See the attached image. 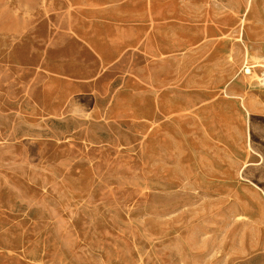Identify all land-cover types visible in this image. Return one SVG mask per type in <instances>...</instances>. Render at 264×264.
Returning a JSON list of instances; mask_svg holds the SVG:
<instances>
[{"label":"rangeland","instance_id":"obj_1","mask_svg":"<svg viewBox=\"0 0 264 264\" xmlns=\"http://www.w3.org/2000/svg\"><path fill=\"white\" fill-rule=\"evenodd\" d=\"M20 1L0 0V264H264V0ZM212 21L210 111L189 93L145 138L85 137L69 85L84 96L102 51L105 77L145 67L157 88Z\"/></svg>","mask_w":264,"mask_h":264},{"label":"crops","instance_id":"obj_2","mask_svg":"<svg viewBox=\"0 0 264 264\" xmlns=\"http://www.w3.org/2000/svg\"><path fill=\"white\" fill-rule=\"evenodd\" d=\"M23 1L20 2L24 4ZM205 1L207 4L211 3L209 0ZM215 25L218 23L214 21L210 23V28L207 30L208 37L203 38L201 44L192 53L181 55L175 83L170 80L166 85H158L157 88L155 83L151 85L152 81L145 67L137 69L134 73L124 72L119 78L115 77L110 80L105 77L116 60L110 61L109 56L102 51V54L98 56L100 60H97L100 70L84 80V87L88 88L84 96H78L75 89L73 91V83L69 85V107L73 110V106H81L88 116L85 119L87 121L85 122V137L91 141L95 138L94 125L96 124L94 122L108 128V123L116 124L125 121L131 134L145 138L152 130L150 123L156 120L158 115L166 118L174 105L180 106L181 110L185 107V110H188L190 99L187 94L189 93L193 95L191 99L193 106L206 105L205 110L210 111L209 109L214 107L218 100L215 95L218 83L214 78L211 79L210 73H214L211 65L222 42L220 35L213 29ZM4 47L8 49V29ZM128 50L140 54L144 58V65L152 63L150 59H154V50L147 39L139 47ZM76 86L78 85L75 84L74 88ZM174 91L181 95L185 94L187 98L184 101L173 98ZM169 115V117L172 116V114ZM100 137L106 139L108 136L100 134Z\"/></svg>","mask_w":264,"mask_h":264},{"label":"bare ground","instance_id":"obj_3","mask_svg":"<svg viewBox=\"0 0 264 264\" xmlns=\"http://www.w3.org/2000/svg\"><path fill=\"white\" fill-rule=\"evenodd\" d=\"M243 24H244V21L241 22V26H243ZM239 40H242V29L239 31ZM259 67H262V66L259 65V64H251L249 62L248 55L245 54V67H244L245 75L250 76V78L252 79V76L255 74V69H257ZM259 79H260L261 82H263V85H264V78H259ZM227 97L232 98V99L234 98V97L229 96V95H227ZM239 99L241 100V104H242L243 109L246 110L244 98L243 97H240ZM248 115H249V111H248ZM261 192L264 195V192L263 191H261ZM192 196H194V195H192Z\"/></svg>","mask_w":264,"mask_h":264}]
</instances>
